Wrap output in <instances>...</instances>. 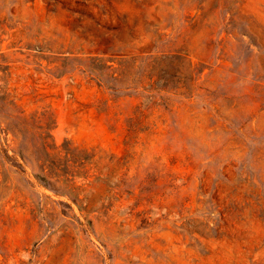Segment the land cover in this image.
Instances as JSON below:
<instances>
[{"label": "rangeland", "instance_id": "obj_1", "mask_svg": "<svg viewBox=\"0 0 264 264\" xmlns=\"http://www.w3.org/2000/svg\"><path fill=\"white\" fill-rule=\"evenodd\" d=\"M0 264H264V0H0Z\"/></svg>", "mask_w": 264, "mask_h": 264}, {"label": "trees", "instance_id": "obj_2", "mask_svg": "<svg viewBox=\"0 0 264 264\" xmlns=\"http://www.w3.org/2000/svg\"><path fill=\"white\" fill-rule=\"evenodd\" d=\"M184 62L185 58L180 55L163 56L154 59L147 69V78L150 81L149 88L180 91L181 94H189L191 89L192 71L189 68H186V70H184L185 72L182 71L179 66ZM162 65H169L172 69V73L170 74L167 70H164ZM153 77H155L154 80ZM153 85H155V87H152ZM67 156H69L73 162L77 163L80 168H84L86 164H89L92 161V155H88L85 152H82V154H74L72 151L67 150ZM81 175L84 176L85 174L81 173ZM73 200L76 201V198ZM87 223L90 224V221L87 220Z\"/></svg>", "mask_w": 264, "mask_h": 264}]
</instances>
